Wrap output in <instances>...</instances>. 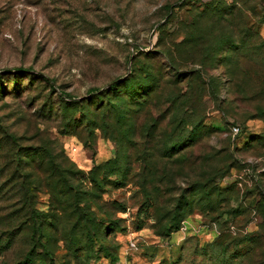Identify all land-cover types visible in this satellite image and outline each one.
<instances>
[{"label":"rangeland","instance_id":"1","mask_svg":"<svg viewBox=\"0 0 264 264\" xmlns=\"http://www.w3.org/2000/svg\"><path fill=\"white\" fill-rule=\"evenodd\" d=\"M28 261L264 264V0H0V264Z\"/></svg>","mask_w":264,"mask_h":264},{"label":"built area","instance_id":"2","mask_svg":"<svg viewBox=\"0 0 264 264\" xmlns=\"http://www.w3.org/2000/svg\"><path fill=\"white\" fill-rule=\"evenodd\" d=\"M231 132L234 136L239 135L241 133L240 125H233V127L231 128Z\"/></svg>","mask_w":264,"mask_h":264},{"label":"trees","instance_id":"3","mask_svg":"<svg viewBox=\"0 0 264 264\" xmlns=\"http://www.w3.org/2000/svg\"><path fill=\"white\" fill-rule=\"evenodd\" d=\"M235 74H236L235 72H232V73H231V76H232L233 78H235V77H234ZM235 80H236V78H235ZM233 83L236 84V82L234 81V79H233ZM116 86H117V83H114V84H112V85L110 86V88H111V89H114ZM110 88H109V89H110ZM135 91H136V90H135ZM28 263H29V264H34L33 261H28Z\"/></svg>","mask_w":264,"mask_h":264}]
</instances>
